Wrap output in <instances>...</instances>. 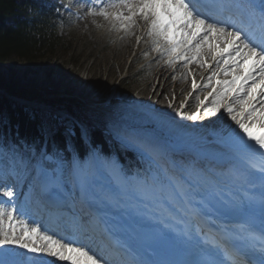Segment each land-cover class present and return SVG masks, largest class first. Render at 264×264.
I'll list each match as a JSON object with an SVG mask.
<instances>
[{
  "label": "snow or ice",
  "instance_id": "obj_1",
  "mask_svg": "<svg viewBox=\"0 0 264 264\" xmlns=\"http://www.w3.org/2000/svg\"><path fill=\"white\" fill-rule=\"evenodd\" d=\"M120 6L127 9V14L117 11L112 14L113 19L120 21L125 30L142 20L147 35L154 37V44L156 38L166 41L162 54L169 56V64L181 61L185 69L198 64L211 70L203 85L211 87V91L200 104L204 105L211 97L212 107L205 108V115H213L223 108L247 139L254 141L255 146L243 139L240 143L248 154L249 175L259 173L264 188V2L258 13L250 0H120ZM109 7L117 8V5ZM99 14L105 18L110 15L103 10ZM157 51L161 49L157 47ZM209 56L214 66L207 63L205 58ZM221 74L231 79H219ZM214 79L215 86H212ZM199 87L193 78V91ZM180 115L184 117L183 113ZM198 116L199 112L188 118L196 120ZM33 155L37 175L50 177L53 190L50 195H56L55 190L62 187L63 158H57L53 161L55 167L48 168L45 165L52 157L47 152ZM71 173L83 193L91 192L95 201L102 200L118 209L143 205L199 215L212 206L213 194L202 189L191 174L161 176L151 168L142 177L124 178L117 173L119 178L114 186L94 191L87 176V164L74 160ZM5 195L11 200L15 193L8 190ZM17 211L14 204L10 210L0 207V248L16 245L33 256L21 258L20 254L10 252L0 257V264H40L35 257L44 255L66 264H142L125 259L126 252L102 241L94 246L90 236L86 237L88 243H82L75 236L57 238L38 226L30 227L16 218ZM185 235L193 238L190 233ZM218 248L216 245L209 255H214ZM261 253L259 264H264V246ZM236 264L245 262L238 258Z\"/></svg>",
  "mask_w": 264,
  "mask_h": 264
},
{
  "label": "rangeland",
  "instance_id": "obj_2",
  "mask_svg": "<svg viewBox=\"0 0 264 264\" xmlns=\"http://www.w3.org/2000/svg\"><path fill=\"white\" fill-rule=\"evenodd\" d=\"M102 2L103 0H53L54 17L52 24L56 29L58 37H60V43L56 52L45 54L35 64L20 59L10 61L0 65V72L4 75L8 83L50 88L62 93L72 94L82 101L83 109L87 114L100 118L105 122L108 131L112 133L116 139L123 142L129 148L138 150L131 139L125 135V133L131 132V129L134 128L132 130L133 133L139 135L151 137H160L161 135L162 138L165 136L161 131L162 126L159 118L147 112L144 107L137 103L138 101L147 100L143 95L140 96L139 92L152 81L153 65L149 61L153 55H156L159 51L155 50L153 53L151 51H142L140 55H136L142 35L135 32L131 34L133 35L132 46L126 51L127 53L125 55L121 56L125 48L122 42L129 36L130 31L129 29L125 30L121 22L113 19L112 16L110 19L108 17H103L102 19L97 17V26L93 29H89L85 15L94 13ZM30 11L32 10L30 9ZM107 12H109V10H107ZM8 21L13 22V18L10 17ZM151 37L152 36H149V38ZM162 40V38H156L157 42ZM147 42L148 41H146L141 48L145 47ZM111 55H115L116 60H112L110 57ZM134 57L137 58L132 62ZM119 61L123 62V68L118 71L112 70L113 75L108 78V74L111 73V63L118 64ZM131 62L132 64H130ZM89 67H92V70H90ZM89 72L90 75L91 73H95L102 78L99 84L103 88L104 86L110 87L99 99L93 98L95 92H92L97 85H94L96 83V79L94 78L95 75L94 77L91 76V79L88 81L87 75ZM191 78L193 80L194 77L191 76ZM195 81L198 85L201 83V79H195ZM205 83H207V80L204 84ZM204 84H202V94H196L194 97V105L189 112L197 110V112L200 113L201 105L198 107L197 105L200 101L204 100L203 97L209 88H204ZM155 86L156 85L153 86V90ZM111 98H114L116 102L110 104ZM210 101L205 108L212 107ZM30 105L33 107V104ZM38 106L36 109L45 118L52 111V107L46 104ZM109 107L115 109V114L109 113ZM64 110L68 111L66 109ZM222 111L223 108L218 112H214L213 115H205L204 110L202 118L204 122L208 118L209 122H215L220 117ZM69 114V117L58 115L59 120L61 123L66 124L70 130L75 131L76 121L71 117L72 113L69 112ZM133 124L137 126L132 127ZM232 127L233 120H223L218 124L217 131L223 130L225 134H229ZM45 152L52 157V161L49 162H53L59 157L63 158L64 171L61 184L67 181V174L71 184H68V190L72 192V194H76L77 186L71 175L73 161H71L64 152L54 153L56 158L53 157L48 150H45ZM138 152L140 151L138 150ZM109 159L110 161L112 159L116 160L111 157ZM142 160L146 166L141 172L145 173L149 168L153 171L156 170L157 165L151 158L143 155ZM115 166V169L117 167L120 168L121 164L117 162ZM159 170L162 175L165 174L161 168ZM35 171L34 163H32L29 158L25 157L20 149L12 146L7 150L0 144V189L5 193L3 187L4 182H12L14 188L17 190L14 192L15 195L11 200L5 196V194H0V207H5L7 210H10L11 206L14 204L17 208L18 202H20V198L22 197L19 191H22V194H24L22 198H35V195L32 194L37 192L36 189H40V183L43 182L42 177L45 176L48 183L50 180V177L47 175H37L36 173L32 176V173ZM2 173H5V175L3 174V176ZM130 177L139 176L131 175L128 178ZM25 203L28 204L27 202ZM19 210L20 208L17 212H19ZM33 216L37 217L36 214H33ZM41 220L40 225L43 226V221ZM6 225L7 221H5V226ZM57 234L60 238L63 237L61 234ZM73 234L74 231L72 232V235ZM68 235L72 236L71 233Z\"/></svg>",
  "mask_w": 264,
  "mask_h": 264
},
{
  "label": "bare ground",
  "instance_id": "obj_3",
  "mask_svg": "<svg viewBox=\"0 0 264 264\" xmlns=\"http://www.w3.org/2000/svg\"><path fill=\"white\" fill-rule=\"evenodd\" d=\"M111 4H116L117 8L109 7V5ZM102 10H109V19L111 18L112 14L117 11H123L125 12V14H127V9L120 6V0H103L100 7H98L94 13L85 15L86 21L89 25V29H93L97 26V17H100L101 19L104 17L99 14ZM129 31V36H127L122 42L125 48L121 53V56L125 55L127 53L126 51L132 46L133 35L131 34L135 32H138L140 35H142L140 43L137 47L138 53L136 55H140L142 51H151L153 53L155 50H157V47L161 49V51H159V53L157 52L156 55H153V57L149 61L153 65L152 81L144 88H142L139 92L140 96L143 95L145 98H147V100L138 101L137 103L140 104V106L144 107L147 112L154 114L155 116H157V118H159L163 127L161 131L165 134V136L163 138L156 139L155 141L141 140L136 136H130L136 143V148H138L143 154L147 156H152L154 158L156 157L160 159L161 162H163V164L167 166V170L170 171L175 168L174 163L171 162L173 155L177 151H180L182 149L189 151L196 160L193 164H190V166L186 168V171H182L179 174V177L191 174L202 189L206 190L207 188H209V191L213 194V198L224 202H226L224 196H227L228 199H232L233 201H235L233 195L237 193L238 187H236V185H231L228 183H222L221 185L215 186L213 185L212 181H204V178L206 176L204 173L205 170L207 171V169L209 168L214 169V166L224 167L229 164L237 165L240 163V165H238L236 168V170H238L237 172L241 171L244 177L248 176L249 180L255 181L257 184L261 185L259 173L255 175H249L248 166L243 165V163L239 160L242 155H238L240 151L244 153V156L248 155L244 150L243 145L240 143L241 139H243L245 143L255 146L254 141H249L247 139L244 133L240 131L235 121H233V127L229 134H225L223 130L217 131V127L220 121L232 120L224 110L222 111L217 121L209 122L208 118L204 122L202 116L204 115V108L211 100L210 97L204 105H201L200 103L197 105V107L200 105L201 106L200 115L196 120H191L190 118H188L192 114H195L197 112V110L193 112H189V110L194 105V97L196 96V94H202V84H204V82L207 80V77L211 74V70L207 67H200L198 64H191L189 65L188 69H185L183 67V62L181 61H176L173 64H169V56L167 54H162V50L166 45V41L162 40L154 44V38H149V35H147V31L144 26V22L142 20H137L136 24L129 28ZM146 41H148L147 45L141 48V46L145 44ZM110 57L112 60H116L115 55H111ZM136 58L137 57H134L132 62H134ZM205 59L208 64H213L214 66V61L210 56L206 57ZM132 62L130 64H132ZM89 68L90 70H92V67ZM121 68H123V62L119 61L118 64L111 63V73L108 74V78L113 75L112 70L118 71ZM87 76L88 81L89 79H91V76L96 79V83L94 85H97V87L92 92H95L93 98H101L102 95L106 91H108L110 87L104 86L103 88L99 84L101 83L102 78L99 77L98 74L96 75L95 73H91L90 75L89 72ZM191 76H193L197 80L201 79V83L199 84L200 87L195 91H193L192 89ZM173 77H175V79H173ZM218 78L231 79V77H224L223 74H221ZM154 85L156 86L153 90ZM212 86H215V79L213 80ZM209 91H211V87L207 89L203 99L205 98V96H207V93ZM169 105H171V107H169ZM180 113L184 114L183 118ZM62 116L69 117L70 114L68 111L62 110ZM209 162L211 164L207 166ZM99 167L100 165L95 162V159L92 160L91 164L89 165L87 176L91 186H94L99 182L100 184H106L104 176L112 174V171L115 172L116 170L115 165H110V168L100 167L99 169ZM199 168L203 169L199 170ZM36 173V171L32 173V176ZM95 173H97L98 175L93 178V175ZM42 178L45 179L46 177L43 176ZM118 178L119 177H117V179ZM199 178H203V180ZM231 180L233 182L236 181L235 178H232ZM109 183H111V181H109ZM3 185L5 193L8 190H12L13 192L17 191L14 188V184H12V182H4ZM41 188L42 184L40 183V189ZM5 193H3L2 189H0V194ZM19 193L22 195V197L24 196V194H22V191H19ZM80 193L81 188L79 190V193L78 191L76 192V194H72V192H68V194L66 193L68 195L66 204L67 206L64 207L61 211L59 210L55 214H51V217H56L50 221L47 219V222L45 223L43 221V226L40 225V220L43 219L42 216L40 217L41 208L35 209L34 204L31 202L33 198L31 199L29 197H21V203H28V211L24 212L20 209L19 212L15 214L16 218L28 223L30 227L38 226L42 231L47 232L50 235H55L57 238H60L57 233L61 234L65 238H70L66 237V235L70 234L72 230L78 231L81 227V221L78 220V213L82 209V207H80V200L82 199ZM86 195L89 196V198H93L91 193H87ZM6 203L10 204L8 202ZM126 209L128 210V213L124 212L121 215L117 216L118 222L116 227L119 228L120 235L122 237L129 236V233L133 232V229H138L136 220L130 213L135 208L127 207ZM160 210L162 211L163 209ZM169 212L175 219L178 220L183 218L185 215H190V213H185L184 211H178L174 209ZM208 213H210V211H208ZM33 214H36L37 217H34L35 215L33 216ZM182 223L183 222H180L178 223V225H181ZM244 230L252 231L253 227L245 226ZM87 233V231H84V237L79 238L82 243L89 242L86 239V237H89L87 236ZM17 234H19V228L17 229ZM92 242L93 244L100 242L99 237L96 236L95 238H92ZM10 252L18 253L20 254V256H25V254H27L26 250L21 249L16 245H8L6 247L0 248L1 257H4L6 253ZM32 256L33 254H31V257ZM35 259L38 261H43L44 264H66V262L58 261L56 258L47 255L35 257Z\"/></svg>",
  "mask_w": 264,
  "mask_h": 264
},
{
  "label": "trees",
  "instance_id": "obj_4",
  "mask_svg": "<svg viewBox=\"0 0 264 264\" xmlns=\"http://www.w3.org/2000/svg\"><path fill=\"white\" fill-rule=\"evenodd\" d=\"M53 6V0H0V65L16 59L35 64L45 54L56 52L60 37L52 24ZM10 17L13 22L8 21ZM0 89V135L5 145L11 141L27 154L45 146L51 154L82 157L98 147L116 157L129 172L142 168L140 154L117 140L104 121L87 114L82 101L72 94L8 83L1 72ZM9 95L36 100L52 111L45 118L30 104H19ZM59 109L72 112L85 123L91 144L82 137L79 125L72 131L60 122Z\"/></svg>",
  "mask_w": 264,
  "mask_h": 264
},
{
  "label": "water",
  "instance_id": "obj_5",
  "mask_svg": "<svg viewBox=\"0 0 264 264\" xmlns=\"http://www.w3.org/2000/svg\"><path fill=\"white\" fill-rule=\"evenodd\" d=\"M14 99H16V100H19L21 103H25L27 100H20L19 98H17V97H14Z\"/></svg>",
  "mask_w": 264,
  "mask_h": 264
}]
</instances>
